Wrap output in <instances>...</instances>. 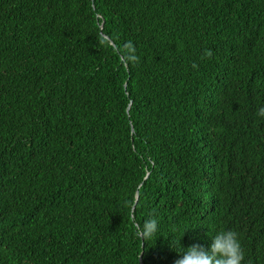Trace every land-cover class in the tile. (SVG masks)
Masks as SVG:
<instances>
[{
  "label": "trees",
  "instance_id": "16d2710c",
  "mask_svg": "<svg viewBox=\"0 0 264 264\" xmlns=\"http://www.w3.org/2000/svg\"><path fill=\"white\" fill-rule=\"evenodd\" d=\"M261 104L264 0H0V264H264Z\"/></svg>",
  "mask_w": 264,
  "mask_h": 264
},
{
  "label": "clouds",
  "instance_id": "9594fccd",
  "mask_svg": "<svg viewBox=\"0 0 264 264\" xmlns=\"http://www.w3.org/2000/svg\"><path fill=\"white\" fill-rule=\"evenodd\" d=\"M102 42L105 45L109 44L106 39ZM123 55L129 61H137L136 49L131 41L124 45ZM255 114L264 120V104L257 108ZM159 223L157 215L152 214L135 226L136 234L143 240L157 236ZM185 232L182 233L175 246L168 241V246L177 253L174 264H243L245 253L237 231L222 228L211 235L208 232L207 235L210 237L211 243L207 248L199 242L184 247L180 241ZM194 239L198 240V237H194Z\"/></svg>",
  "mask_w": 264,
  "mask_h": 264
},
{
  "label": "water",
  "instance_id": "95a60500",
  "mask_svg": "<svg viewBox=\"0 0 264 264\" xmlns=\"http://www.w3.org/2000/svg\"><path fill=\"white\" fill-rule=\"evenodd\" d=\"M143 245V244H142Z\"/></svg>",
  "mask_w": 264,
  "mask_h": 264
}]
</instances>
